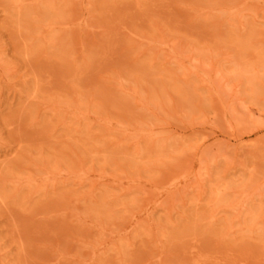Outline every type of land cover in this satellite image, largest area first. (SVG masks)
Masks as SVG:
<instances>
[{
  "label": "rangeland",
  "instance_id": "obj_1",
  "mask_svg": "<svg viewBox=\"0 0 264 264\" xmlns=\"http://www.w3.org/2000/svg\"><path fill=\"white\" fill-rule=\"evenodd\" d=\"M0 264H264V0H0Z\"/></svg>",
  "mask_w": 264,
  "mask_h": 264
}]
</instances>
